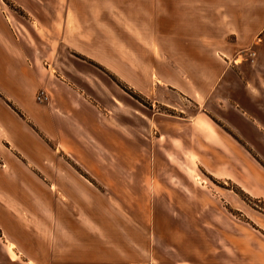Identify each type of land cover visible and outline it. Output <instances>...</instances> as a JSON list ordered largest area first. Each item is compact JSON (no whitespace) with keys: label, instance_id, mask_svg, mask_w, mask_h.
Wrapping results in <instances>:
<instances>
[{"label":"crops","instance_id":"1","mask_svg":"<svg viewBox=\"0 0 264 264\" xmlns=\"http://www.w3.org/2000/svg\"><path fill=\"white\" fill-rule=\"evenodd\" d=\"M40 8L53 13L42 30L35 26ZM61 50L94 67L145 68L143 84L131 74L126 84L147 99L152 114L144 123L158 139L164 136L215 180L264 202V0H0V264H103L105 250L118 264L120 245L136 247L128 223L118 224V205L81 201L93 185L71 164L102 178L104 164L118 163V134L103 128L98 106L49 75L46 67L63 64L56 58ZM40 89L46 102L35 100ZM253 89L260 103L252 101ZM183 101L197 110L170 116L173 130L153 112L158 105L178 111ZM177 190L180 201L144 207L166 212L160 220L175 254L157 260L149 229L148 246L137 260L123 256L124 264L230 260L224 216L199 218L201 203H186ZM183 211L193 215L184 218ZM204 225L209 234H200ZM254 225L263 244L264 224ZM215 243L222 244L218 252ZM250 254L264 264V246Z\"/></svg>","mask_w":264,"mask_h":264},{"label":"rangeland","instance_id":"2","mask_svg":"<svg viewBox=\"0 0 264 264\" xmlns=\"http://www.w3.org/2000/svg\"><path fill=\"white\" fill-rule=\"evenodd\" d=\"M6 3L16 14L24 16V12L20 8L9 1ZM34 15L36 17L35 26L42 30L46 28V26H42V23L52 21L53 13L50 8H40L34 11ZM56 21L58 24L61 22V20ZM54 27L59 28V25ZM56 58L63 64L58 65L57 61L56 65L46 67L49 75L79 91L83 97L98 106V109L103 113V115H98L103 128H109L118 134V163L113 164V167L104 164L102 178L91 179L77 165L71 164L77 174L87 178L93 185V187L87 185L91 188L90 192L92 193L87 197H81V201L118 205V224L124 225V228H127V223L129 225L130 239H134L132 244H135L136 247L133 251H125L120 245L117 253L118 258L115 256L118 264H124L123 260L126 257L123 256L126 254L134 257L135 260L138 259L142 248L148 246L149 229H152L155 235L153 247L157 260L169 258L175 254L174 244L166 242L164 237L166 233L162 227V220H160L164 218L166 212L148 211L144 207L154 204V207L158 208L159 204L175 202V199L179 198L173 192L178 191L177 188L181 187L186 203H201L202 209L195 212L198 217L200 215L205 219L209 215V219L214 216L217 220H222V216H224V220L230 226V260L227 263L226 261L225 263L216 261V264H255L250 250L255 246H264V243L257 242L259 235L255 232L257 227L254 225V223L264 224V202L251 198L229 182L223 183L215 180L199 163L186 159V156L183 157L180 148L169 145L164 136L158 139L159 135L154 126L149 127L144 123L145 118L152 114V111H149L150 106L147 99L126 84L128 74H131L133 79L139 77L142 79L144 77L142 71L145 68L94 67L73 60L64 50L59 51ZM141 82L143 84V79ZM40 91H43L46 96L43 89ZM251 92L252 101L260 103V94L255 93L254 89ZM171 99L173 98H168L169 102H173ZM35 100L37 102L47 101V99L38 101L36 96ZM183 102L184 106L180 105L178 111L158 105L153 108V112L163 114L164 125L173 130L175 125L169 121L170 116L176 118L182 117L183 114L190 116L197 110L192 103ZM217 109L225 112V108ZM258 109L260 110V106ZM179 110L184 113H180ZM181 157L182 161H180ZM173 173H179L182 177L178 180L170 179L169 176ZM192 175L193 179L189 178ZM76 198L78 199V197ZM77 199L74 195L70 196V201H80ZM122 204H131L134 207L122 210ZM169 213L172 218L176 217L174 211ZM182 215L184 218H190L193 213L183 211ZM218 223L222 222L218 221ZM200 228L202 229L200 234L202 231L205 234L204 231L207 232V229H211L206 225ZM169 245L173 248H170ZM198 246L201 253L205 254L207 242H199ZM221 248V243H215V252ZM105 251L103 264H114L110 257L111 254L108 252L106 255Z\"/></svg>","mask_w":264,"mask_h":264},{"label":"built area","instance_id":"3","mask_svg":"<svg viewBox=\"0 0 264 264\" xmlns=\"http://www.w3.org/2000/svg\"><path fill=\"white\" fill-rule=\"evenodd\" d=\"M248 55L252 56L253 53H252V52H249ZM36 99H37L38 101H44V100H46L47 98H46V96L44 95V92H43V91H40V92L37 93V95H36Z\"/></svg>","mask_w":264,"mask_h":264}]
</instances>
